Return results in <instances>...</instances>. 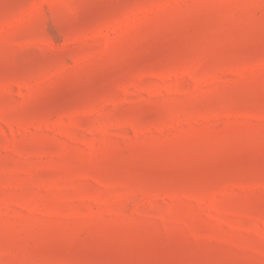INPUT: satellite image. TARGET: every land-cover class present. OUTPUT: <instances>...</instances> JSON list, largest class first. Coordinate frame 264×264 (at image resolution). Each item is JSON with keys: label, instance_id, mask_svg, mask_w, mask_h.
Instances as JSON below:
<instances>
[{"label": "rangeland", "instance_id": "374dc122", "mask_svg": "<svg viewBox=\"0 0 264 264\" xmlns=\"http://www.w3.org/2000/svg\"><path fill=\"white\" fill-rule=\"evenodd\" d=\"M0 264H264V0H0Z\"/></svg>", "mask_w": 264, "mask_h": 264}]
</instances>
